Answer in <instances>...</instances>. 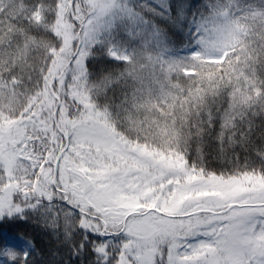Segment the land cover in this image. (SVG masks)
I'll return each mask as SVG.
<instances>
[{"label": "snow or ice", "instance_id": "6c2138e0", "mask_svg": "<svg viewBox=\"0 0 264 264\" xmlns=\"http://www.w3.org/2000/svg\"><path fill=\"white\" fill-rule=\"evenodd\" d=\"M0 264H264V0H0Z\"/></svg>", "mask_w": 264, "mask_h": 264}]
</instances>
